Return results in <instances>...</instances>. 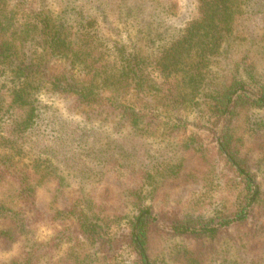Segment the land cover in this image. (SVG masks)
<instances>
[{"label": "rangeland", "instance_id": "obj_1", "mask_svg": "<svg viewBox=\"0 0 264 264\" xmlns=\"http://www.w3.org/2000/svg\"><path fill=\"white\" fill-rule=\"evenodd\" d=\"M233 3L217 52L199 64L193 50L183 52L168 75L164 53L199 18V0H0V22L17 50L49 58L43 24L51 30L60 25L64 44L61 56L50 59L55 69L96 94L123 93L142 109L136 121L122 118L105 106H84L70 94L56 93L36 77L26 84L33 123L16 133L9 127L16 113L9 107L11 84L0 66V152H7L0 161L30 172L41 213L33 217L24 210L30 218L25 234L12 245L0 244V264L38 244H43L38 264L60 259L69 246L64 242L76 236L74 214L80 210L117 236L138 206L206 218L234 201L237 182L216 151L221 127L211 124L206 105L233 79L264 85V0ZM127 64L129 75L121 81L117 70ZM134 76H142L139 96L118 89L134 84ZM249 117L253 136L246 146L264 194V112L254 110ZM13 188L0 183V196L10 198ZM54 238L61 245L45 248ZM233 238L225 236L217 251L196 262L186 257L190 242L182 238L162 236L155 247L160 264H244ZM120 259L134 258L124 251Z\"/></svg>", "mask_w": 264, "mask_h": 264}, {"label": "trees", "instance_id": "obj_2", "mask_svg": "<svg viewBox=\"0 0 264 264\" xmlns=\"http://www.w3.org/2000/svg\"><path fill=\"white\" fill-rule=\"evenodd\" d=\"M234 11L233 0H199V18L188 24L182 35L164 53L163 67L169 69L168 75L180 63L183 52L193 50L196 58L200 59L197 64L215 54L223 34L229 30L228 23ZM43 25L47 35L45 47L51 48V58H47L49 54L46 53L34 55L17 50L14 40L0 22V66L4 68L5 78L11 84L7 91L9 107L16 112L14 118L9 120V127L23 134L32 125L35 108L26 84L36 77L45 80L54 92L70 94L84 106H105L112 109L113 115L133 121L140 118L142 109L138 110L126 102L123 93L115 94L111 90L107 95L96 94L72 76L55 69L50 59L61 56V44H64L59 32L61 26L52 24L54 29L51 30L48 22ZM128 66L117 70L116 76L121 81L129 75ZM141 79L142 76H134V84H119L120 87H117L128 95L131 92L139 96ZM206 106L211 124L218 130L221 127L216 151L237 182L234 201L206 218L174 212H153L150 208L138 206L125 230L117 236L103 232L94 218L80 210L74 214L77 219L76 236L73 240L67 238L64 244L69 246L65 253L50 264H160L155 244L162 236L189 241L191 249L187 250L186 257L196 262L200 256L206 257L217 251L224 237L232 234L235 235L232 239L235 249L237 247L238 252L243 251L247 259L244 264H264V222L253 223L254 219H264V194L256 183L250 156L252 152L246 146V139L253 136L250 112H264V85H247L233 79L211 95ZM4 153L7 152H0V159L7 158ZM33 181L30 172L18 171L8 161H0V183L11 182L14 185L10 198L0 196V244L12 245L25 234L27 220L30 219L25 209L32 212L33 217L41 215L36 204V185ZM14 202L19 204V208L17 204L13 206ZM71 213L72 210H67L69 217ZM56 241L52 239L45 248H58L61 243ZM42 246L38 244L37 247ZM38 248H33L8 264H38ZM124 251L134 259L121 260L120 253Z\"/></svg>", "mask_w": 264, "mask_h": 264}]
</instances>
